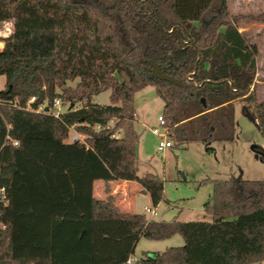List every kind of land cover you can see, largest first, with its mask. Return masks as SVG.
Returning <instances> with one entry per match:
<instances>
[{
    "label": "trees",
    "instance_id": "trees-1",
    "mask_svg": "<svg viewBox=\"0 0 264 264\" xmlns=\"http://www.w3.org/2000/svg\"><path fill=\"white\" fill-rule=\"evenodd\" d=\"M228 1L0 0V23L13 22L0 50V264H129L141 238L178 233L183 245L131 264L264 261V180L210 179L211 219L194 221L123 211L109 184L134 181L153 204L164 198L159 174H138L135 95L148 85L178 145L234 140L238 102L264 135L258 48ZM150 61L182 84L153 77ZM108 89L110 104L97 103ZM74 132L84 141H70ZM96 180L107 181L105 198Z\"/></svg>",
    "mask_w": 264,
    "mask_h": 264
},
{
    "label": "rangeland",
    "instance_id": "rangeland-1",
    "mask_svg": "<svg viewBox=\"0 0 264 264\" xmlns=\"http://www.w3.org/2000/svg\"><path fill=\"white\" fill-rule=\"evenodd\" d=\"M231 10L238 14L251 15L264 11V1H231ZM261 30V29H260ZM13 31V22L0 23V50L4 47L3 37ZM262 39V41H261ZM257 55V83L256 98L264 97V37L258 38ZM6 85V77L0 76V90ZM111 90H105L95 97L99 104H110ZM242 103L236 104V129L232 141H214L212 150H207L202 142L183 143L163 151L158 150L160 137L154 133L158 127L161 132L164 126L160 124L159 116H163L164 101L158 95L154 85L140 89L135 95V108L138 120L136 131L140 134L138 143L139 166L138 174L148 172L159 174L164 179V198L157 205L152 203L149 193H142L138 183H131L130 188L122 184L124 180H117L110 184V191L116 196V202L123 211L143 213L148 218L157 220L194 221L211 219L205 212V203L213 192L210 179H228L242 177L251 180H264V160L251 148L252 145L264 148V135L259 126L243 113ZM247 104V103H246ZM171 139L170 137H168ZM72 140V134L70 136ZM173 141V139H172ZM105 180H96L94 193L105 194ZM146 206H154L157 215L151 216L145 211ZM166 240V239H164ZM164 240H150L141 238L132 257H140L147 249H158L154 245H161L163 251ZM174 243L170 246H181L184 239L181 234H175L169 239ZM260 264H264V261Z\"/></svg>",
    "mask_w": 264,
    "mask_h": 264
},
{
    "label": "crops",
    "instance_id": "crops-1",
    "mask_svg": "<svg viewBox=\"0 0 264 264\" xmlns=\"http://www.w3.org/2000/svg\"><path fill=\"white\" fill-rule=\"evenodd\" d=\"M231 1L232 0H229L228 1L229 10H230V12H231L232 15H238V17H239V19H238V28H239V31L245 36V38H247L250 41V43L256 44L257 45V48L259 49L258 42L256 40L258 38H263L264 37V21H254V20L248 19L247 17L248 16H256V15L262 14V13H264V11H262V12L259 11L257 13L251 12V15H249V14H247V15L238 14L236 12H233V10H231V8H230ZM235 1H241V2L242 1H248V3L251 4L252 1H255V0H235ZM261 41H262V39H261ZM131 183H137V182H134V181H124L122 184H126L130 188V184ZM143 190L144 189L141 188V192L142 193H143ZM95 196L98 197V198H105L106 197V195L103 194V193L102 194L99 193L97 195L95 194ZM164 241H166V242H163V247L165 249L167 247H170L171 244H174V243L170 242L167 239L164 240ZM154 246H155V248H158V249H147L146 251L147 252H150V253L161 252L160 251L161 249H159V248L162 247L161 245L157 244V245H154Z\"/></svg>",
    "mask_w": 264,
    "mask_h": 264
},
{
    "label": "built area",
    "instance_id": "built-area-1",
    "mask_svg": "<svg viewBox=\"0 0 264 264\" xmlns=\"http://www.w3.org/2000/svg\"><path fill=\"white\" fill-rule=\"evenodd\" d=\"M11 33L12 32H10L9 35ZM4 37H6V36H4ZM35 100H36V96H32L30 99V101H35ZM44 107H45L44 104H41L39 106V110H43ZM53 108H54L55 116L58 117L61 114V112L64 110V105L62 104L60 98L55 99L54 104H53ZM159 121H160V124L164 126V131L161 132L158 127H155L153 131L155 134H157L161 138L159 141V144H158V150L163 151L169 147H172L173 141H172V139L168 138L169 136H168V129L166 127V120L162 115L159 116ZM72 141H82L83 142L84 136L77 133V132H74L72 134ZM16 144H17V142H15V145ZM0 200H6V194H5L4 188H0ZM145 211L150 213L151 216L157 215V209L154 206H146ZM135 261H137V257H132V256H130L127 260V262L129 264H131L132 262H135Z\"/></svg>",
    "mask_w": 264,
    "mask_h": 264
},
{
    "label": "water",
    "instance_id": "water-1",
    "mask_svg": "<svg viewBox=\"0 0 264 264\" xmlns=\"http://www.w3.org/2000/svg\"><path fill=\"white\" fill-rule=\"evenodd\" d=\"M150 64L153 66V73H152L153 77L158 78L160 80L172 82V83H175V84H178V85L182 84L181 80H179L176 77H173V76H170V75L166 74L165 71H163L154 61H150ZM203 102H205L204 99H203ZM71 107H72V105L70 106V108ZM46 110H48V108H46ZM251 148L254 151L258 150V146H256V145H252ZM143 193H147V191L143 190Z\"/></svg>",
    "mask_w": 264,
    "mask_h": 264
},
{
    "label": "flooded vegetation",
    "instance_id": "flooded-vegetation-1",
    "mask_svg": "<svg viewBox=\"0 0 264 264\" xmlns=\"http://www.w3.org/2000/svg\"><path fill=\"white\" fill-rule=\"evenodd\" d=\"M255 152L257 153V155H258L262 160H264V159H263V157H264V148H263V147H258V150L255 151Z\"/></svg>",
    "mask_w": 264,
    "mask_h": 264
}]
</instances>
